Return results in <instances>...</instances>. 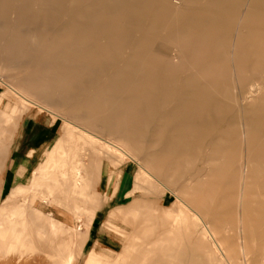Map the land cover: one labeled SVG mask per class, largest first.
<instances>
[{
  "label": "rangeland",
  "instance_id": "374dc122",
  "mask_svg": "<svg viewBox=\"0 0 264 264\" xmlns=\"http://www.w3.org/2000/svg\"><path fill=\"white\" fill-rule=\"evenodd\" d=\"M182 1L181 10L193 14L206 27L209 26L210 30L225 32L227 35L232 34L228 25L233 20V9H235L237 1ZM146 2L151 3L148 0H72L69 7L70 17H67L66 20H59L58 17L52 15L39 23L36 31L38 39L37 58L29 71L37 75L39 73L47 76L52 75L53 78L49 84L52 93L60 92L62 88L66 93L72 95L75 101L73 100L68 105L56 110L58 115L54 118H50L48 114L39 113L40 108L36 106H34L33 111L23 116L19 123V132L17 131L18 133H16L10 147L11 153L6 161L4 172H0V178L4 177L6 180V190L13 187L16 169L24 162L26 155L27 157L30 155L28 151L31 148H35L37 152L36 158L33 159L29 167L30 174L40 159L46 165L47 172H52L55 167L63 173L72 169L73 176L80 169L94 170L95 163L99 160V167L102 168L101 170L104 173L100 184V193L102 195L106 193L110 177L114 179V187L117 189L114 196L106 201L102 199L88 200V194L93 192L92 189L88 188L84 191L87 196L85 195L81 199L78 198L75 203L78 210L84 206L91 210V207L98 206V203L106 201L95 211L93 220L87 230V237L76 247L78 250L80 249L81 254L78 262L73 264H220L223 256L216 243L218 241H222L224 249L229 250L231 248L229 251L233 250V255L238 250V243H246L247 253L245 255L240 254L234 264H264V238H262L264 237L263 164L259 163L258 158H251L254 162L253 173L256 176L253 179L255 198L251 195L252 192L248 191L250 179L231 183L228 182L231 181L232 177L230 173L227 180L224 181H222V177L218 178L215 173L213 178L216 181L213 183L207 182L210 169L209 158L217 155V153L224 152L226 143L223 144L222 137L228 136L237 140V142L239 139H243L240 135L242 129L233 127L235 121L241 119L237 105L230 103L222 95L216 96V100L222 101V106L216 112L204 114L206 121L215 123V129L207 131L202 128V125L196 128L193 137L196 138L198 147L193 149L192 154L194 157L192 161H179L173 168L166 164L162 168V176H165V178L160 177L153 169V159L159 151L156 145L159 139L156 129L159 124L165 125L169 119L168 116L174 111H177L178 115L176 116L180 120L192 118L191 107H184L178 100L170 103L166 108L163 107V110L161 108L158 110L153 109V112L158 111L160 113L161 111L160 114H151V104L150 106L146 104V108L138 113L139 117L134 113V107L143 101L145 94L143 92L144 87L136 84V78L131 74L132 69H142L147 65L152 69L153 75L159 80H150L148 83H152L153 90L160 94L158 98L162 99V95H166L169 91L177 95V92H174L175 89L181 91L179 96H181L182 91H187L190 94L195 93L198 96L207 91L212 92L217 86L221 89H224L225 86L226 89L231 88L233 68L229 64L228 53H237L238 49L235 50L231 45L222 44L220 39L213 38L210 43H189L188 39L181 38L182 35L176 31L179 26L170 22V19L167 21L168 23H161L152 17L155 13L152 15L151 11L148 13L150 18H146V12L148 11ZM154 2H157V0ZM134 3H138V6H140L135 8ZM73 18L82 20L84 25L92 30L95 35H100L102 39L110 44L109 56L105 64L101 63L98 60L100 57L96 56L88 57L87 62L82 61L77 51L73 47L69 48L73 31H71L72 29L67 31L64 28L71 24ZM28 24L34 25L33 23L24 22L22 17L18 15L7 18L0 16V52L12 67L15 65L11 63L13 52L16 47L22 46L23 40L26 42L29 38L27 35ZM135 25H138L142 37H145L150 44L151 58L149 59L139 50L137 44L133 43L135 40L128 42L131 35L126 34L128 36L127 40L123 38V31L133 28ZM250 35L246 32L244 39H255V41L260 39L259 37L253 38ZM92 40L93 38L89 37L85 41L91 42ZM68 42L69 44H67ZM181 42L191 45V47L193 45L192 50L189 49V56L191 57L189 62L191 63L184 68V73L168 66L174 60H179L182 63L187 61L185 53L177 49ZM58 49L62 51L59 53ZM123 58L129 61L121 62ZM240 58L242 60L238 68L240 84H238L237 89L240 93L243 89L247 90L246 94H249L248 96L251 98L255 94L253 88L255 84L259 90L263 87L264 74L254 75V71L259 67L254 54L249 60L250 73L246 72L243 63L244 58L242 56ZM117 61L121 63L114 65ZM194 61L195 64H192ZM120 67H125L127 71L120 70ZM5 71L2 70L1 72ZM65 73H68V77L65 85L62 86L57 78H61ZM168 77L174 80L171 86L168 85L170 82ZM5 89L6 86L0 83V95ZM237 94L239 100L246 101V97ZM104 96L108 97L106 101H102ZM198 99L200 100V98ZM158 100L160 101V99ZM34 101L41 106L46 105L38 97ZM48 103L49 107H53L55 110L53 106L55 100L51 98ZM156 105L157 102L154 101L152 106L156 107ZM6 109V107H3L4 112H6ZM164 111H167L166 115H164ZM97 113L105 114L102 119V123L104 122L105 125H100L99 128L95 127L94 122H92L93 119H96L95 115ZM74 116H81L83 122L78 121ZM149 118H152L151 126L146 127L144 124V126L138 127L136 125V120L140 119L144 123H149ZM7 120L5 119L2 122L5 127H8ZM29 121L33 132L43 128L49 130V123L52 124L55 121L56 123L51 128L50 142H46L40 148L32 146L27 151L22 150L19 152L21 150L19 148L23 127ZM68 123L74 128H76V124L82 125L85 129L84 132L92 140L80 139L81 136H79L76 128L78 133L68 132L62 141L60 140L56 144L55 141L62 135L63 125ZM113 124L116 129H112ZM108 142L119 145L128 154L118 152L119 155H122L121 158L109 155ZM54 143L56 146L53 148V152L48 157L43 156ZM96 146L99 150L95 149ZM77 147L80 150L82 149L83 153L81 152L80 155L74 157L75 148ZM235 147L238 151L233 152L236 155L237 153L242 154V165L248 161L246 160L247 146L242 141L235 144ZM77 163H83L85 167L77 168L75 167ZM157 163H160L159 159ZM36 173L38 176L40 175L39 170ZM85 174L86 172H82L81 176ZM258 174L260 175L258 176ZM88 175L91 176V174ZM168 177L172 179L169 183L171 187L164 190L162 184L157 181L158 179L165 180ZM147 179L154 181L153 188ZM211 184L216 185L218 188V197H216L214 204L208 207L211 216L202 219L200 209L197 210L196 208L201 199L189 198L187 194L192 195L199 187L200 191H204ZM123 186L125 189L121 193ZM245 187L247 191L244 192ZM42 191L46 192L47 189L42 187ZM178 191L182 200H179L176 195ZM181 191L185 194H181ZM231 192L232 194H230ZM233 192L236 193L233 194ZM199 193L202 196L203 193ZM242 193L244 197L241 198L240 194L242 195ZM17 198L21 202L25 201L23 194H19ZM252 198L254 199L252 200ZM4 200V198H0V206ZM60 200L65 201L63 198L48 201L55 206L48 205L44 201L37 203L35 208L40 211L39 213L43 217L42 220L34 219L30 223L27 221V216L29 218H35V216L23 212L20 215L12 216L13 221L8 224L9 227L5 225L2 236L6 234L10 226H17L26 227L24 229L26 237L16 244V250L11 247V242L8 244L10 251L8 249L7 252H1L0 264L61 263L62 255H65L72 245V239L69 236L70 230L67 227L57 226L54 231L48 222L53 216L52 214L56 212ZM253 201H255V204ZM176 203H179L178 207H173ZM231 203H234V205ZM257 203L258 205H256ZM151 204H154L155 207H148ZM68 207L62 208L65 215H69L68 210L70 208ZM116 208H119V215L111 221V213ZM193 208L194 210H192ZM259 211L262 212L261 215ZM206 214L208 215V213ZM86 215V212H84L83 216L86 217ZM256 220L259 225H257ZM95 221L98 225L93 230L94 235L92 237L91 231ZM206 222L218 231L216 239L207 233ZM85 228L87 229V227ZM38 229L41 231V236H37L35 233ZM242 229L246 232L243 231L244 233H242ZM169 232L171 233L167 236ZM236 233L238 236H236ZM77 239H80V237L77 236ZM164 248L168 250H164ZM102 249L117 251L120 252V255L113 261L114 256L113 258L111 256L105 258L104 254L100 252ZM216 258H218V261ZM228 262L225 259L224 263L230 264Z\"/></svg>",
  "mask_w": 264,
  "mask_h": 264
},
{
  "label": "crops",
  "instance_id": "0c3cea01",
  "mask_svg": "<svg viewBox=\"0 0 264 264\" xmlns=\"http://www.w3.org/2000/svg\"><path fill=\"white\" fill-rule=\"evenodd\" d=\"M57 1L58 0H0V16L1 17L7 18V17H11L13 15H18V16L22 17L24 22L34 24L33 26H31L29 24L27 25V35L29 36V38H27L26 42H24V40H23L22 46L16 47L15 51L13 52V59H12L11 63L15 64V65H13L14 67H12L10 65V63H8V60L6 59V57L0 52V83L4 84L6 86L5 91L0 95V172L1 173L4 172L6 161H7L8 157L11 153L10 147H11V145L15 139L16 133L19 132V130H18L19 125H20L19 123H20V120L23 118V116L26 113L33 111V109L35 108L34 106H36V107L40 108L39 113H44L43 115L48 114V116H50V118H54L58 115L56 110L60 109L62 106L68 105L70 102H72L74 100L73 99L74 97L72 95H70L69 93H66L62 88H61L60 92L52 93V90H51L50 85H49L51 79L53 78L52 75L47 76V75H44L41 73H39L37 75L36 73L29 71L31 69V66L33 65L34 61L37 58L36 52L38 49V43H37L38 39L36 36V31L38 29L39 23L42 22L44 19H46V17L48 18V17H51L52 15L58 17L57 19H59V20H66V18L69 17V7H70L69 5L72 3V0H59L60 7H61L62 12H63L62 14H58V12H57V6H56ZM148 1H150L151 3L146 2L147 3L146 8L148 10L146 12V14H147L146 18L147 17H148V19L150 18V14H148V13L151 11L152 15H153V13H155L152 17L159 20L161 23H165L170 19L169 20L170 22H173V23H175V25L179 26V29L176 31L182 35L181 38L182 39H188L189 43H191V44H194V43L196 44L197 42H205V43L208 42V43H210V40L213 38V39H220V42L222 44H225L226 46L231 45L232 47L235 48V50L238 49L237 53H234V52L228 53L229 64L233 68L231 88L226 89V86H225L224 89H221L219 86H217L212 91L214 93L207 91V93H203L202 95L199 94L197 96L195 93L190 94L187 91H182L181 96H179V92H181V91L179 89H175L174 92H177V95L174 94L173 92L171 93V91H169L168 93H166V95L165 94L162 95V99H161V98H158L160 94L153 90V87H152L153 84L148 83L150 80H152V81H155V80L158 81L159 80L157 77H155L153 75V71L148 65L142 69H132L131 70V72H132L131 74L136 78V84L142 85L144 87L143 92L145 94L143 101H141V103L138 106L134 107V113L136 114L137 117H139L138 113L142 112L146 108L145 107L146 104H148L149 106L151 104V106H150V109L152 110L151 114H154V113L160 114L161 111H160V113L158 111L153 112L154 111L153 109L158 110L160 108L162 109L163 107L166 108L167 105H169L170 103H174V101H178V100L181 102V104H183L184 107H191V111L193 112L192 118H189L187 120H180L176 116V115H178L177 111H174V113L171 114L173 116H171V115L168 116L169 119L165 125L159 124V127H157L156 131H157V135H159V139H158L156 145H157L159 151L157 152L155 159H153L154 171L156 173H158L160 177L165 178V176H161L163 173V171L161 169L166 164L170 168H172L179 163V159H180V161H183V160L192 161V158L194 157V155L192 154L193 149L198 147V144L196 143V138L193 137L194 136L193 134H195L194 131H196V127L198 128L202 125V128L204 127V129H206L207 131L211 130V129H215L214 128L215 123H212L211 121H206L207 119H206L204 114L207 112L208 113L216 112V110L220 109V107L222 106L221 105L222 101L215 99L217 94L224 96V99H227L230 103H235L236 105L238 104L237 107L239 109L241 119H239V121L238 120L235 121V123L233 124L234 125L233 127L239 128V129L242 128V132L240 131V135L242 134V138L245 135L251 136L253 134L251 136L252 137L251 141H250L251 145L249 144L250 145L249 147H248V143H247L245 138L239 139L238 142H241L243 140V143H245L247 146L246 147L247 152H248V150L249 151L257 150V151L263 152L264 150L262 148H260L258 146V144H259V142H262L264 140V88H263L264 83H263V87L261 88V90L258 89L256 84L254 85V87H255V88L253 87L254 92H255V90H257V91L255 92V94L251 98H249V96H248L249 94H246L247 90L243 89L240 93L237 88H238V84H240V82H239V80H240L239 76L240 75L238 73L240 61H242L240 56H242V58H244L243 63L245 65L246 72L250 73L251 72V65H250L249 60L251 59L252 54H254L255 58H256V62L259 66L257 68V70L254 71V75H261V74L263 75L264 74V44H263L264 43V3H263L264 0H235V1H237V5L235 6V9H233V20H232L231 24L228 25L230 32L232 33V34L230 33L231 35H227V33H225V32L223 33L221 31L218 32V31L210 30L209 26L206 27V25L204 23H201L198 19H196V17L193 14H190L188 12L187 13L183 12L181 10V6L183 4L182 0H177V1H179L178 4L175 3V0H157V2H154L155 0H148ZM238 5H239L241 11L238 10ZM134 6H135V8H138L140 5L138 6V3H134ZM14 8H16V9H14ZM156 17H158V18H156ZM137 26L138 25H135V27L129 28L126 31L124 30L123 31V34H124L123 38L125 40H127L128 36L126 34L131 35V37H129V39H128V42L135 40V42H133V43H136L139 50L142 51L146 55L145 57L146 58L148 57V59H149V58H151L150 44L146 41L145 37H142V35H141L142 33L140 32V29ZM64 29L67 31H68V29H69V31L72 29L71 31H73V33H72L73 38L70 40L71 43H70L69 48L73 47L77 51V54H79L82 61L87 62L88 61L87 57L90 58V57L96 56L98 58L100 57V59H98V58L97 59L101 63L105 64L107 57L109 56V52L106 50H109L111 47L110 44L105 41V39H102V37L100 35L99 36L95 35L94 32H92V30L87 28L84 25V23L82 22V20H79V19H74V18L71 19V24L70 25L68 24L67 27H65ZM246 32L251 34L250 36H252L253 38L259 37L260 39L258 41L257 40L255 41V39L245 40L244 34H246ZM214 36H216V37H214ZM89 37H92L93 40L91 42H86L85 40ZM59 38H61V37H59ZM99 40H101V41H99ZM67 44H69V42ZM105 44H106V46H105ZM250 45H251V47H250ZM192 47H193V45H192ZM192 47H191V45L189 46V45L181 42L177 49L179 51H181L182 53H185L187 61L182 63L179 60H174L173 62H170L168 64V66L169 67L172 66L173 68H176V69L180 70L182 73H184L185 72L184 68L191 63V62H189V60L191 59V57L189 56L190 55L189 49L192 50ZM97 49H99V51ZM86 50L89 51V53ZM61 51H60V49H58L59 53ZM85 58H87V59H85ZM17 59L19 61H17ZM121 61L125 63L129 60H127L126 58H123ZM237 61H238V63H237ZM120 63L121 62L117 61L114 63V65H119ZM192 64H195V61L192 62ZM1 69L6 70V71L1 72L2 71ZM120 70H122L124 72L127 71V69L125 67H120ZM168 79H169V77H168ZM66 81H67V79H65L64 82L60 81L62 86L65 85ZM169 81H167V82H169L168 85L171 86L172 83L174 82V80L169 79ZM45 82H48V83L45 84ZM43 87H45V88L42 89ZM237 93L242 95L244 98L246 97L245 100H248V101L244 102V100L243 101L239 100L237 98L238 97ZM37 97L39 99L43 100L46 103V105L41 106L40 104L36 103L34 100ZM197 97L200 98V100ZM257 97H258V99H257ZM51 98L53 100H55V103L53 104V106H55L54 107L55 110L53 109V107H49V105H48L49 104L48 102ZM107 98L108 97L104 96L103 101H106ZM158 99H160V101ZM154 101L157 102L156 107L152 106ZM259 101H261V102H259ZM220 102H221V104H220ZM218 103H219V105H218ZM251 106H253L255 108H253ZM3 107L7 108L6 112L3 111ZM147 109H149V108H147ZM164 112H165L164 115H166L167 111H164ZM104 115L105 114H103V113H97L95 115L96 119H93L94 121H92V122H94L95 127L99 128L100 125L104 124V122L102 123V119H103ZM97 117L99 119L101 118L100 123H99V119ZM34 118H37V117H34ZM74 118L78 119V121H80V122L81 121L83 122V119H81V116L80 117L74 116ZM5 119L6 120L8 119L7 120L8 127L3 126V124H2L3 120H5ZM146 120H147V118H146ZM55 123H56V121L53 122L52 124L49 123V127H50L49 130H45L43 128L42 130H39L37 132H33V129L30 125V121L28 123H26L23 127V135L21 138V142H20L21 145L19 148V150L20 149L21 150L19 152H21L22 150L27 151V149L32 147V146L40 148L43 144H46V142L47 143L50 142V140H51L50 135L52 133L51 128L53 127V125ZM248 123H249V125H248ZM96 124H97V126H96ZM144 124L146 127L148 125L151 126L152 125V118H149V123H147V122L144 123L140 119L136 120V125L138 127L144 126ZM111 127H112V129H116L114 124ZM76 128L78 129L79 136H81L80 139L90 140L88 138V135H86V133L84 132L85 129H83L84 127L82 125L76 124ZM76 128L71 127L70 124L63 125V129H62L63 134L55 141L56 144L60 140L62 141L63 137L68 132L69 133H71L72 131L77 132ZM81 130H83V131H81ZM243 130H245V131L243 132ZM252 132H254V133H252ZM185 136H186V138H185ZM222 140H223V144L226 143L225 144L226 146L224 147L225 152H231V151L237 152L238 151V149H236V147H235V144H238L237 140H235L231 137H228V136H226V137L223 136ZM160 141H162V142L159 143ZM200 141H201V139H200ZM56 144L54 143L53 145H51L50 148H48V150L46 151V153L43 156L48 157L49 154H51L53 152V150H54L53 148H55ZM121 148L122 147H120L119 145H116L115 143L110 142V144L108 146V150H109L108 153H109V155H111L113 157L121 158V156H122L121 154H125V155L128 154L123 148L122 149ZM258 148H260V149H258ZM75 149H76V151L74 152V157L80 155L82 152L81 151L82 149L80 150L79 147H77ZM95 149L99 150L98 146H96ZM118 151L121 153L120 155H119ZM36 152H37V150L35 148H31L28 151V153H30V156L27 157V155H26L24 162L21 163L17 167L16 174L14 177L13 187H9L8 190H6L5 189L6 180L4 179V177L0 178V185H1L0 186V198L5 199L3 204L0 206V219H2V220H0V235H1L0 236V246L2 245V247H0V254H1V252H4V251L7 252L8 251L9 242H11L10 244L15 247L17 243H20V241L26 237V235L24 233V229L26 227L22 228V227H17V226H10V228H8V231L6 232L7 234L2 236V230L4 229L5 225L8 226V224L11 221H13L12 216L14 214L20 215V213L23 212V213H26L27 215L30 214L31 216H35V218H29L27 216V221H29L31 223V221H33L34 219H37V220L43 219L41 213H39L40 211H38V209H35L37 203L41 202L43 200L48 205H51L48 201H54V200L59 199V198L62 199V197L65 200L66 199H68V200L77 199L78 200V198L81 199L83 196H85V195L87 196V194L84 191L88 190V188H90L93 190V192L91 194H88V196H87L88 200H90V199H96V200L100 199L101 200L102 199V200L107 201L114 196L115 190L117 189L116 187H114V183H115L114 179L113 178L111 179V177H110L109 185L107 187L106 193H104V195H102L100 193V184H101V180H102L104 173L101 170L102 168L99 167V164H100L99 160H98V162L95 163L96 167L94 170L91 171V170H86V169H84V170L80 169L79 171H76V175L73 176L72 169L69 170L68 172L63 173V172H60L59 170H57V167H55V169L52 172H47L46 165L43 164V162H41V159H40V161H38L36 163L35 167L31 170V174H30L29 173V169H30L29 167L31 166L33 159L36 158ZM240 155L242 158V154H240ZM262 156H264V153L262 154ZM168 157H169V159H168ZM214 157H216V155H213L211 158H209V164H210L209 171L210 172L207 175V182H209V183H213L214 181H216L215 178H213V177H215L216 170H214L215 169L214 164H212V162H211L212 158H214ZM157 158L160 160V163H157V160H158ZM246 160H248V153H247ZM176 161H178V162H176ZM80 166L85 167L83 163H77L75 165V167H77V168H79ZM159 168H161V169H159ZM38 170L40 171L41 176L37 175L36 172ZM82 172H86L87 175L85 174L83 176H80L82 174ZM88 174H91V176L89 177ZM26 175H27V178L25 177ZM258 175H260V174H258ZM168 178L169 179H167V180L166 179L165 180L164 179H160V180L158 179V181H157L163 185L162 187L164 190L167 188L170 189V187H171L169 183L171 182L172 179H171V177H168ZM2 179H3V181L1 182ZM149 180H151V179H147V181L149 184H151V186L153 188L154 181L151 180V182H150ZM82 181L85 183H83ZM32 182H33V184H32ZM60 184H62V185H60ZM74 184L75 185L77 184V186H74ZM111 185H112V187H111ZM213 185L214 184L209 185L208 188L204 191H200L199 190L200 187H199V189H196L194 191V193H192V195L187 194L189 198L201 199V202H199V204L196 206L197 210L200 209V204L206 198V196L209 192V189ZM42 187H45L47 189V191L43 193ZM124 189H125V187L123 186L121 188V193L124 191ZM199 192L203 193L202 196L200 195ZM19 194L26 195L25 197H27V198H25L24 202H21L17 198V196ZM181 194H184V192L181 191ZM176 195L179 197L178 198L179 200L182 199L179 191H178V193L176 192ZM6 196H8V197H6ZM42 198H43V200H42ZM26 201H27V203H26ZM105 202L98 203V206L91 207L90 208L91 210H89V208H87L85 206L80 207L79 210L73 209L72 206H69L70 210H68L69 212L67 211L69 214L68 215L69 217H66L67 215H65L63 213L64 210H62V208H64L67 204L64 203L63 206H61V205L59 206L57 204L59 208L56 209L55 213H53V214L51 213L53 215L51 217V220H53L57 226H62V225H63V227L69 226L67 228L70 230L69 236L72 239V245H71V247L68 248V252L65 253V255L64 254L62 255V260H64V261L63 262L61 261L60 264H67V263L73 264V263L78 262V259L80 257L81 252H80V249L78 250L76 247L81 243V241L83 239H85L87 237V230L89 228L90 223L92 222L91 220H93V216H94L95 211ZM96 203H97V201H96ZM96 203H93V204H96ZM179 203L174 204L173 207H178ZM71 204H72V202H71ZM52 205H54V204H52ZM148 207L152 208V207H155V205L151 204ZM10 208H12V209H10ZM118 210H119V208H116L112 211V213H111L112 215L110 216L111 221H113V218H115L117 215H119ZM193 210H194V208H193ZM59 212H60V214H59ZM84 212H86V214H87L86 217L83 216ZM261 213L262 212H260L259 214H261ZM8 214H9V216H8ZM40 215H41V218H40ZM68 219L72 220V221L74 220L73 221L74 226H72V224L68 222ZM8 220H10V221H8ZM48 222H49V220H48ZM61 223H63V224L61 225ZM3 225H4V227H2ZM56 225L53 224V222H49V226L54 231L57 229ZM85 227H87V229ZM36 231H37V233L36 232L35 233L37 234V236H41L40 235L41 234L40 229H38ZM38 232H40V233H38ZM170 233L171 232H169L167 236H169ZM77 235H78V237H80V239H77ZM1 240H3V241L1 242ZM167 240H168V238H167ZM7 241H8V243H7ZM166 243H167V241H166ZM13 246H11V247H13ZM167 248H169V247H167ZM14 249L16 250V248H14ZM164 250H168V249L164 248ZM100 252L104 254L105 258L110 257V256H111V258H113V256H114L113 261H115L116 258L120 255V252L109 251V250H105V249H102Z\"/></svg>",
  "mask_w": 264,
  "mask_h": 264
},
{
  "label": "bare ground",
  "instance_id": "6f19581e",
  "mask_svg": "<svg viewBox=\"0 0 264 264\" xmlns=\"http://www.w3.org/2000/svg\"><path fill=\"white\" fill-rule=\"evenodd\" d=\"M175 3H179V1H177V0H175ZM264 3V2H263ZM56 6H57V12H58V14H62L63 12H62V9H61V7H60V2H59V0L57 1V3H56ZM70 6V5H69ZM43 9V8H42ZM156 9V8H155ZM238 10L239 11H241V9H240V7H239V5H238ZM52 11V10H51ZM43 13V12H42ZM51 13V12H50ZM50 15V14H49ZM68 16V15H67ZM70 17V16H69ZM47 18V17H46ZM32 30V29H31ZM29 37V36H28ZM225 37V36H224ZM228 37V36H227ZM99 41H101V40H99ZM263 41V40H262ZM30 43V42H29ZM97 43V42H96ZM264 44V43H263ZM105 46H106V44H105ZM29 47V46H28ZM98 47V46H97ZM110 47V46H109ZM250 47H251V45H250ZM95 48V47H94ZM108 49V48H107ZM248 49V48H247ZM98 51H99V49H97ZM81 51V50H80ZM87 51V50H86ZM93 51V50H92ZM101 51V50H100ZM106 51H108V50H106ZM105 51V52H106ZM19 52V51H18ZM88 53H89V51H87ZM97 52V51H96ZM261 52V51H260ZM259 52V53H260ZM84 54V53H83ZM240 54V53H239ZM95 55V54H94ZM103 55V54H102ZM86 56V55H85ZM59 57V56H58ZM87 57V56H86ZM88 58V57H87ZM87 58H85V59H87ZM88 60V59H87ZM125 60V59H124ZM123 60V61H124ZM17 61H19L18 59H17ZM24 61V60H23ZM122 62V61H121ZM237 63H238V61H237ZM30 69V68H29ZM2 70V69H1ZM23 73V72H22ZM21 73V74H22ZM24 76V75H23ZM58 76L60 77V75L58 74ZM67 77H68V73H65L63 76H61V78H57V80L59 79V82L61 81V82H64L65 81V79H67ZM3 81V80H2ZM48 82H45V84H47ZM43 85V84H42ZM42 87V86H41ZM45 87H43L42 89H44ZM255 88V87H254ZM264 88V87H263ZM217 89V88H216ZM257 90H255V92H256ZM28 92V91H27ZM20 93V92H19ZM207 93V92H206ZM211 93H214V92H211ZM228 93V92H227ZM230 94V93H229ZM259 94V93H258ZM22 95V94H21ZM24 95V94H23ZM26 95V94H25ZM209 95V94H208ZM218 95V94H217ZM227 95V94H226ZM205 96V95H204ZM2 97V96H1ZM27 97V96H26ZM28 99V98H27ZM257 99H258V97H257ZM236 100V99H235ZM103 101V100H102ZM246 101H248V100H246ZM258 102V101H257ZM259 102H261V101H259ZM220 104H221V102H220ZM222 105V104H221ZM238 105V104H237ZM241 105V104H240ZM255 105V104H254ZM18 106V105H17ZM206 106V105H205ZM210 106V105H209ZM243 106V105H242ZM256 106V105H255ZM55 107V106H54ZM202 107V106H201ZM251 107H253V106H251ZM206 108V107H205ZM253 108H255V107H253ZM257 108V107H256ZM243 109V108H242ZM258 109V108H257ZM155 110V109H154ZM254 110V109H253ZM4 111V110H3ZM54 111V110H53ZM243 113V112H242ZM250 116V115H249ZM250 119V118H249ZM178 121V120H177ZM239 121V120H238ZM243 122V121H242ZM250 123V122H249ZM249 123H248V125H249ZM69 124V123H68ZM72 124V123H71ZM237 124V123H236ZM246 124V123H245ZM237 127V126H236ZM240 127V126H239ZM197 128V127H196ZM204 128V127H203ZM244 128V127H243ZM67 129V128H66ZM84 129V128H83ZM242 129V128H241ZM206 130V129H205ZM249 130V129H248ZM83 131V130H82ZM85 131V130H84ZM245 130H243V132H244ZM253 131V130H252ZM242 132V131H241ZM247 132V131H246ZM250 132V131H249ZM252 133H254V132H252ZM63 134V133H62ZM247 134V133H246ZM242 135V134H241ZM253 135V134H252ZM251 135V136H252ZM250 135H245V136H243V138H245L246 139V141H247V143H248V147L251 145L250 144V141H251V137ZM89 138V137H88ZM185 138H186V136H185ZM90 139V138H89ZM84 140V139H83ZM90 140H92V139H90ZM163 140V139H162ZM195 140V139H194ZM243 141V140H242ZM241 141V142H242ZM91 142H94V141H91ZM162 141H160L159 143H161ZM239 143V142H238ZM110 144V143H109ZM250 144V145H249ZM258 146L260 147V148H262L263 150H264V140L262 141V142H259V144H258ZM116 147V146H115ZM260 148H258V149H260ZM122 149V148H121ZM119 152V151H118ZM221 152V151H220ZM33 153V152H32ZM248 161H246L245 163H243L242 165H241V161H242V158H241V155L239 154L238 155V153H237V155L234 153V152H221V153H217V155H216V157H214V158H212V164H214V168H216V176L218 177V178H221L222 177V181H224V180H227V178H228V175H229V173L232 175V177H231V181H228V182H231V183H234V182H240L241 180L242 181H247L246 179H250V182L248 183L249 184V188H248V191H250V192H252V194L251 195H253V197L255 198V194L253 193V187H254V185H253V179L254 178H256V176L254 175V173H253V166H254V162H253V160H251V158H253V159H256V158H258V161H259V163H262L263 165V167H264V156H262V154L264 153V151L262 152H260V151H257V150H254V151H249L248 150ZM153 154V153H152ZM32 155V154H31ZM30 156V155H29ZM262 156V157H261ZM31 158V157H30ZM168 159H169V157H168ZM183 159V158H182ZM179 161H180V159H179ZM261 161V162H260ZM176 162H178V161H176ZM211 164V165H212ZM257 164H258V162H257ZM174 166V165H173ZM261 166V165H260ZM81 167V166H80ZM173 168V167H172ZM159 169H161V168H159ZM158 169V170H159ZM256 169V168H255ZM41 170V169H40ZM46 170V169H45ZM162 170V169H161ZM259 170V169H258ZM261 170V169H260ZM2 171V170H1ZM99 171V170H98ZM163 171V170H162ZM46 172V171H45ZM210 172V171H209ZM225 173V174H224ZM80 174V173H79ZM245 174V175H244ZM29 175V174H28ZM101 175V174H100ZM182 175V174H181ZM41 176V175H40ZM69 176V175H68ZM81 176V175H80ZM162 176V175H161ZM183 176V175H182ZM224 176V177H223ZM259 176V175H258ZM263 176V175H262ZM27 178V177H26ZM35 178V177H34ZM69 178V177H68ZM167 179H169V178H167ZM166 179V180H167ZM160 180V179H159ZM229 180V179H228ZM3 181V179L1 180V182ZM32 181V180H31ZM35 181V180H34ZM69 181V180H68ZM150 182H151V180H149ZM174 181V180H173ZM48 182V181H47ZM64 182V181H63ZM83 182V181H82ZM89 182V181H88ZM98 182V181H97ZM163 182V181H162ZM83 183H85V182H83ZM112 183V182H111ZM173 183V182H172ZM218 183V182H217ZM2 184V183H1ZM32 184H33V182H32ZM165 184V183H164ZM214 184H216V183H214ZM219 184V183H218ZM217 184V185H218ZM228 184V183H227ZM19 185V184H18ZM17 185V186H18ZM60 185H62V184H60ZM59 185V186H60ZM80 185V184H79ZM229 185V184H228ZM1 186V185H0ZM24 186V185H23ZM30 186V185H29ZM34 186V185H33ZM32 186V187H33ZM74 186H77V184L75 185L74 184ZM163 186V185H162ZM83 187V186H82ZM111 187H112V185H111ZM35 188V187H34ZM66 188V187H65ZM69 188V187H68ZM210 188V187H209ZM226 188V187H225ZM30 189V188H29ZM33 189V188H32ZM168 189V188H167ZM65 190V189H64ZM244 192L245 191H247V188L245 187L244 189ZM231 191V190H230ZM34 192V191H33ZM249 192V193H250ZM256 192V191H255ZM44 193V192H43ZM236 193V192H235ZM234 192H233V194H235ZM239 193V192H238ZM24 194V193H23ZM185 194V193H184ZM230 194H232V192L230 193ZM246 194V193H245ZM66 195V194H65ZM218 195V188L216 187V185H213L210 189H209V192H208V194H207V196H206V198L203 200V202L200 204V211H201V216H202V219H204V217H206V216H211V214L209 213L210 211H208V207H210V206H212V204H214V202H215V200H216V197H218L217 196ZM237 195V194H236ZM26 195H24V197H25ZM240 196H241V198L242 197H244V195H243V193H242V195L240 194ZM205 197V196H204ZM247 197V196H246ZM25 198H27V197H25ZM52 198V197H51ZM63 198V197H62ZM254 198H252V200L254 199ZM223 199V198H222ZM42 200H43V198H42ZM182 200V199H181ZM44 201V200H43ZM71 201H72V204H71ZM221 201V200H220ZM223 201V200H222ZM42 202V201H41ZM77 202V199H73V200H68V199H66L65 201L64 200H60L59 201V205H61V206H63V204L65 203V204H67L68 206H72L73 207V209H77V204H75ZM224 202H225V200H224ZM232 202V201H231ZM246 202V201H245ZM264 202V201H263ZM26 203H27V201H26ZM235 203V202H234ZM234 203H231V204H233L234 205ZM237 203V202H236ZM253 203L255 204V201H253ZM21 204V203H20ZM53 204V203H52ZM51 204V205H52ZM75 204V205H74ZM228 204V203H227ZM240 204H241V202H240ZM245 204V203H244ZM243 204V205H244ZM248 204V203H247ZM66 205V206H67ZM187 205V204H186ZM230 205V204H229ZM256 205H258V203L256 204ZM55 206V205H54ZM215 206V205H214ZM240 206H242V205H240ZM218 207H220V206H218ZM224 207V206H223ZM232 207V206H231ZM247 207V206H246ZM264 207V206H263ZM24 208V207H23ZM22 208V209H23ZM26 208V207H25ZM59 208V207H58ZM70 208V207H69ZM222 208V207H221ZM10 209H12V208H10ZM31 209V208H30ZM36 209V208H35ZM193 210V209H192ZM12 211V210H11ZM256 211H257V209H256ZM8 212V211H7ZM250 212V211H249ZM64 213V212H63ZM196 213V212H195ZM206 213H208V215L206 214ZM246 213V212H245ZM254 213H255V211H254ZM59 214H60V212H59ZM247 214H248V211H247ZM257 214V213H256ZM262 214V213H261ZM260 214V215H261ZM14 215H16V214H14ZM14 215H13V217H14ZM64 215V214H63ZM81 215V214H80ZM112 215V214H111ZM241 215H242V213H241ZM259 215V214H258ZM6 216V215H5ZM8 216H9V214H8ZM39 216V215H38ZM37 216V217H38ZM65 216V215H64ZM200 216V217H201ZM246 217H247V215H245ZM250 216V215H249ZM66 217H69L68 215L66 216ZM261 217V216H260ZM40 218H41V215H40ZM231 218H233V217H231ZM251 218V217H250ZM6 219V218H5ZM10 219V218H9ZM49 219V218H48ZM67 219V218H66ZM65 219V220H66ZM74 219V218H73ZM201 219V218H200ZM201 219V220H202ZM235 219V218H234ZM245 219V218H244ZM253 219V218H252ZM251 219V220H252ZM0 220H2V219H0ZM39 220V219H38ZM63 220V219H62ZM90 220V219H89ZM232 220V219H231ZM253 220H255V219H253ZM8 221H10V220H8ZM58 221V220H57ZM56 221V222H57ZM64 221V220H63ZM74 221V220H73ZM72 220H69L68 219V222L69 223H71L72 224V226H74V222H73ZM92 221V220H91ZM240 221V220H239ZM247 221V220H246ZM257 221V220H256ZM6 222V221H5ZM49 222H53V224H55L56 225V223H54V221L53 220H51V219H49ZM89 222V221H88ZM233 222V221H232ZM245 222V221H244ZM248 222H250V221H248ZM2 223V222H1ZM68 223V224H69ZM205 223V222H204ZM203 223V224H204ZM251 223V222H250ZM258 221H257V225H258ZM63 223H61V225H62ZM148 224V223H147ZM234 224H235V222H234ZM254 224H255V222H254ZM206 228L208 229L207 231V233H209V234H211L212 235V237H214L215 239H216V235H217V232L218 231H216V230H214L212 227H211V225L208 223V222H206ZM236 225V224H235ZM57 226V225H56ZM63 226V225H62ZM238 226V225H237ZM254 226V225H253ZM2 227H4V226H2ZM54 227V226H53ZM66 227H69V226H66ZM252 227V226H251ZM55 228V227H54ZM82 228V227H81ZM246 228V227H245ZM248 228H250V227H248ZM253 228V227H252ZM12 229V228H11ZM73 229V228H72ZM71 229V230H72ZM247 229V228H246ZM260 229V228H259ZM258 229V230H259ZM263 229V228H262ZM252 230V229H251ZM253 230H254V228H253ZM22 231V230H21ZM243 231H245L244 229H242V233H244ZM70 232V231H69ZM246 232V231H245ZM36 233H37V231H36ZM38 233H40V232H38ZM239 233V232H238ZM249 233V232H248ZM247 233V234H248ZM250 233H252V232H250ZM7 234V233H6ZM71 234V233H70ZM237 234V233H236ZM41 235V234H40ZM1 236V235H0ZM78 236V235H77ZM236 236H238V234L236 235ZM246 236V235H245ZM76 237V236H75ZM252 237V236H251ZM2 238V237H1ZM262 238H264V237H262ZM3 239V238H2ZM243 239V238H242ZM254 239V238H253ZM256 240H259V239H256ZM3 240H1V242H2ZM215 241V240H214ZM242 241V240H241ZM10 243V242H9ZM217 244H218V247H219V249H221V252H222V256H223V259L221 260V262H220V264H225L224 262H225V259H227L229 262L228 263H230V264H234V262L236 263V261H237V259L236 258H239L238 256L240 255V254H246L247 253V249L245 248L246 246H245V242L244 243H238V250L236 251V254H232V251L233 250H231V251H229V250H227V249H224V245L222 244V241H218V242H216ZM251 244V243H250ZM15 245V244H14ZM225 245H227V244H225ZM234 245V244H233ZM236 245V244H235ZM13 246V245H12ZM231 246V245H230ZM237 246V245H236ZM235 246V247H236ZM14 247V246H13ZM12 247V248H13ZM73 247V246H72ZM228 247V246H227ZM234 247V246H233ZM264 247V246H263ZM15 248V247H14ZM226 248V247H225ZM2 249V248H1ZM8 249V248H7ZM10 250V249H9ZM264 250V249H263ZM70 251V250H69ZM235 252V251H234ZM233 252V253H234ZM264 252V251H263ZM261 253H262V251H261ZM69 254V253H68ZM214 256V255H213ZM218 258H216V260H217ZM224 260V261H223ZM64 260H62V262H63ZM69 261V260H68ZM218 261V260H217ZM216 262V261H215ZM67 263V262H66ZM70 263V262H69ZM182 263V262H181ZM212 263V262H211ZM68 264V263H67ZM176 264V263H175Z\"/></svg>",
  "mask_w": 264,
  "mask_h": 264
},
{
  "label": "trees",
  "instance_id": "16d2710c",
  "mask_svg": "<svg viewBox=\"0 0 264 264\" xmlns=\"http://www.w3.org/2000/svg\"><path fill=\"white\" fill-rule=\"evenodd\" d=\"M97 225H98V223H97V221H95L94 224H93L92 231H91L92 237H93V235H94L93 230L97 228Z\"/></svg>",
  "mask_w": 264,
  "mask_h": 264
}]
</instances>
